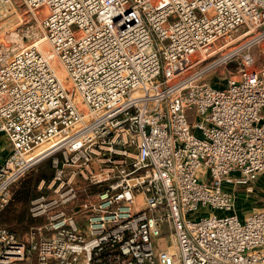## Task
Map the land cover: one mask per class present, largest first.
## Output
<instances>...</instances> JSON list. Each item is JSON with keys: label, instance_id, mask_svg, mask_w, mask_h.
<instances>
[{"label": "built area", "instance_id": "2783aa9c", "mask_svg": "<svg viewBox=\"0 0 264 264\" xmlns=\"http://www.w3.org/2000/svg\"><path fill=\"white\" fill-rule=\"evenodd\" d=\"M0 6V212L53 167L31 201L44 222L0 224V264H264V207L239 201L264 174V0ZM30 22L72 88L25 43Z\"/></svg>", "mask_w": 264, "mask_h": 264}, {"label": "rangeland", "instance_id": "374dc122", "mask_svg": "<svg viewBox=\"0 0 264 264\" xmlns=\"http://www.w3.org/2000/svg\"><path fill=\"white\" fill-rule=\"evenodd\" d=\"M17 1H19V0H17ZM1 7L2 6H0V8ZM18 11L20 13L22 12L25 15H28V12H26L27 9L22 3H20V5L18 6ZM15 25L16 24H14L13 26H15ZM21 29L25 34H28V36H29V39L25 40L26 44L33 43V42L38 41L44 37V32H43L42 28L40 27V25L37 23H34V24H31V22L26 23V24L23 23V24H21ZM36 29H38V33H39L38 39L33 38V36L36 32ZM37 44H38V47L40 48V50L42 52H44L48 56L51 55L52 48H51L50 44L45 39H43L40 43H37ZM258 49H261V47H259V46L255 47L252 49V51L254 53H256L258 51ZM50 61H51L52 67L54 68V70L56 72L58 71V73L62 77V80L64 81L66 86H70V83L68 81V77L66 75H64L63 66L59 62L58 58L52 56V58H50ZM259 61L260 62L264 61V56H261ZM234 66H235L234 61L231 63H228L226 65L223 64V65L218 66L212 72H209L207 74V76H206L207 81H209L215 85H220V86L223 85L227 78L236 74V70H235ZM47 160H50V159H47ZM38 166H40V164ZM38 166L35 167L34 169L30 170V173L27 175V178L28 177L30 178V176L35 177L34 175H37L38 173H40V172H38L39 170L37 171ZM51 166H52V162H51ZM52 169H53V167H52ZM52 173H53V170H52ZM43 180L44 179H40L38 181L37 188H36L37 193L35 195H37L38 193H39L38 195H40L42 193H48L50 191L47 188V185L42 184ZM20 181L16 185L13 186V188H12L13 191L21 185L22 181L21 182ZM37 196H35V197H37ZM240 196L242 198L239 201H240V204H242L241 209L244 213H249L250 211H252L254 209L263 208L264 207V174L260 175L258 181L255 184L254 190L252 192H250V193L244 192V193H241ZM33 199H31L30 202L25 206L15 203L13 205L11 204L5 210H2L0 212V224L5 225V226L15 230V232H17L20 237H23L30 230L31 226L43 223L44 218H35L38 220L35 223H28L22 218L23 214L25 216L32 217V215L30 213V208H31V201Z\"/></svg>", "mask_w": 264, "mask_h": 264}, {"label": "trees", "instance_id": "16d2710c", "mask_svg": "<svg viewBox=\"0 0 264 264\" xmlns=\"http://www.w3.org/2000/svg\"><path fill=\"white\" fill-rule=\"evenodd\" d=\"M52 170L53 169L51 166V161L46 160L43 163H41L40 166H38L37 171L40 173H38V174L36 173L37 175H34L35 177L30 176V178L29 177L27 178V175L30 173V171L28 173H26V175L21 179L22 182L20 181L21 185L13 191L12 199H11L10 203L6 206V208L9 207L11 204L13 205L15 203L21 204L24 206L27 205L31 199H33L35 196H37L39 194L38 193L37 195H35L37 193L36 188H37L38 181L40 179H44L45 181H49L52 177V174H53ZM22 218L28 223H35L38 221L37 219H35L33 217L25 216L24 214L22 215ZM13 231H15V230H13Z\"/></svg>", "mask_w": 264, "mask_h": 264}, {"label": "crops", "instance_id": "0c3cea01", "mask_svg": "<svg viewBox=\"0 0 264 264\" xmlns=\"http://www.w3.org/2000/svg\"><path fill=\"white\" fill-rule=\"evenodd\" d=\"M6 142H7L6 138L4 136H1L0 137V161H1L2 157L4 156V154L8 151L9 146H10L8 144V142L7 143ZM240 208H242V204L240 205ZM241 210L242 209H240V211Z\"/></svg>", "mask_w": 264, "mask_h": 264}, {"label": "bare ground", "instance_id": "6f19581e", "mask_svg": "<svg viewBox=\"0 0 264 264\" xmlns=\"http://www.w3.org/2000/svg\"><path fill=\"white\" fill-rule=\"evenodd\" d=\"M41 41H42V40H39L38 43H40ZM47 56H48V55H47ZM52 56L56 57L55 54H53V53L51 52V55L48 56V57H49V58H52ZM56 58H57V57H56ZM56 73L58 74L59 78L61 79L63 85L66 86V84H65L64 81L62 80V77L60 76V74L58 73V71H57ZM63 73H64V75L67 76V72L64 70V68H63ZM68 81H69V80H68ZM69 83H70V86H66V87L72 88V84H71L70 81H69Z\"/></svg>", "mask_w": 264, "mask_h": 264}]
</instances>
